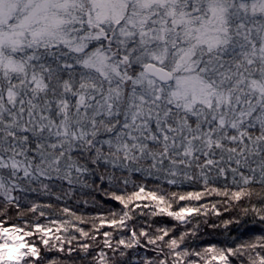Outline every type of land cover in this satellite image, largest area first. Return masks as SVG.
<instances>
[{"label":"snow or ice","instance_id":"1","mask_svg":"<svg viewBox=\"0 0 264 264\" xmlns=\"http://www.w3.org/2000/svg\"><path fill=\"white\" fill-rule=\"evenodd\" d=\"M14 214L0 264H264V0H0Z\"/></svg>","mask_w":264,"mask_h":264},{"label":"trees","instance_id":"2","mask_svg":"<svg viewBox=\"0 0 264 264\" xmlns=\"http://www.w3.org/2000/svg\"><path fill=\"white\" fill-rule=\"evenodd\" d=\"M79 195V194H77ZM83 199H87V197H82ZM31 199H35V197H31ZM38 203H46L48 202V199L45 198V197H40L39 200L37 201ZM69 203H73V201H69ZM209 204L211 205V201H209ZM115 206V205H113ZM79 207H84L83 205H79ZM218 210L222 213L223 217L225 219L228 218V212L224 210L223 206H220L218 205L217 206ZM17 219L16 215L14 214L12 219H7V218H4V217H0V221L3 222V225L5 227H11L13 222ZM206 219L207 221H209V223H207L206 225H202V231L206 232V233H219L220 231L223 230V225L221 223V221L216 217V215L209 209V215L208 217L204 218ZM211 221H216L217 224L220 225L219 228L217 229H213L212 227V224H211ZM45 223H47V220L45 219ZM207 239H211L212 237L211 236H206Z\"/></svg>","mask_w":264,"mask_h":264}]
</instances>
